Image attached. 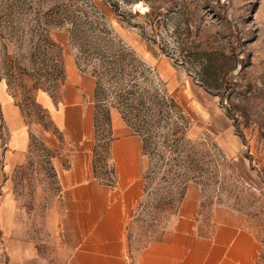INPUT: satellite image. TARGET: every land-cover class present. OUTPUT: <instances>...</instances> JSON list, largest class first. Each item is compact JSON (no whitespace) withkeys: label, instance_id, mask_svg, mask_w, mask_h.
Returning <instances> with one entry per match:
<instances>
[{"label":"rangeland","instance_id":"obj_1","mask_svg":"<svg viewBox=\"0 0 264 264\" xmlns=\"http://www.w3.org/2000/svg\"><path fill=\"white\" fill-rule=\"evenodd\" d=\"M104 1V14L84 1L79 5L89 12L94 26H86L94 43L107 50L108 43L129 48L144 65L139 69L141 86L153 95L151 103L160 100L163 92L172 95L190 119L192 139L216 140L224 152L225 158L218 151L210 152L216 164L200 178L204 184L201 231L211 230L214 207L240 211L264 254V0ZM46 5V0H0V207L11 201L26 213L31 239L40 253L50 264H64L57 255L64 245L60 224L65 207L54 159L41 143L45 144L47 134L58 140L56 154L63 167L69 162L66 152L74 147L60 142L55 124L38 102L42 93L57 102L60 92L54 88L59 62L49 59L50 54L46 57L42 18ZM7 9L13 15L6 19L2 10ZM51 35L63 49L66 69L68 60L79 69L80 53L69 45L68 34L56 29ZM210 62L219 78L211 80L216 83L213 91L221 89L218 95L197 82ZM95 63L81 59L87 73L79 71L93 77ZM21 130L30 140L24 152L10 146L13 134ZM106 137L102 128L100 139ZM34 139L37 147H31ZM97 172L110 180L109 168L101 161ZM161 187L157 178L150 191L156 193ZM138 203L127 225L134 255L148 242L156 216L155 200L147 199L139 210ZM169 218L162 220L168 229Z\"/></svg>","mask_w":264,"mask_h":264},{"label":"crops","instance_id":"obj_2","mask_svg":"<svg viewBox=\"0 0 264 264\" xmlns=\"http://www.w3.org/2000/svg\"><path fill=\"white\" fill-rule=\"evenodd\" d=\"M96 81L68 60L67 80L58 101L46 94L38 102L48 110L70 149L69 167L54 158L65 212L60 229L64 245L58 259L64 264H258L262 244L247 226L240 211L223 206L212 210V227L200 229L203 191L189 185L178 215L163 239L153 241L132 254L127 225L143 197L140 176L142 140L134 134L117 110L112 111L116 141L112 147L117 171L115 187L95 178L94 148ZM13 134L11 148L29 149V136ZM48 135V134H47ZM46 135V136H47ZM44 137L51 150L58 140ZM49 136V135H48ZM19 211V212H18ZM0 264H50L31 239L28 217L11 201L0 207Z\"/></svg>","mask_w":264,"mask_h":264},{"label":"trees","instance_id":"obj_3","mask_svg":"<svg viewBox=\"0 0 264 264\" xmlns=\"http://www.w3.org/2000/svg\"><path fill=\"white\" fill-rule=\"evenodd\" d=\"M46 1L47 5L42 16L45 22L46 49L49 52L46 57H49L50 54L49 59L56 58L59 62V74L56 78L58 83L54 88L61 90L62 86L66 84L67 69L62 47L51 39L53 30L58 29L68 34L69 45L79 50L78 65L82 72L87 73L81 68V59L89 63L92 60L96 62L94 70L90 73L96 79L95 127L98 144L94 148L95 178L112 188L115 187L117 171L113 162L112 147L116 137L112 111L117 110L134 134L142 139V179L145 185L143 198L138 203L137 209L143 207L147 199L155 200L156 216L149 226L148 232L151 234L147 235L148 242L145 246L153 241H159L163 239L168 230L162 220L170 217L169 220L172 218L171 223L174 221L189 185L196 183L203 187L201 176L208 172L210 166L216 164L209 154L215 150L221 154L222 158H225V155L222 156L224 152L216 140L211 141L203 137L192 139L190 119L185 109L172 95L163 92V96L160 97L157 94L161 99L155 98L154 104L151 103L153 95L147 89H142L141 86L139 69L144 65L136 60L129 48L123 45L118 46L115 43H110L111 46H109L108 43L106 45L109 50L115 51L113 55H110V51L106 47L94 43L96 41L93 40L90 30L86 26L87 23L94 26L90 21L89 12L79 5L84 1L88 6L103 13L101 6L107 4L104 0L101 4H99L100 0H71L70 3L67 0ZM9 11V9L2 10L6 19L13 15ZM211 63L201 74V80L197 82L202 84L208 92L218 95L220 93L217 92H221V89L218 87L216 91H213L212 87L216 83L211 80L216 79L218 82L219 78ZM205 83H208L210 87ZM41 107L49 114L48 110L42 105ZM228 117L232 119L229 113ZM102 128L108 136L104 139H100ZM56 130L61 135L58 136L60 142H63V133L57 126ZM57 133L55 134L57 135ZM35 142L36 139L33 140L31 147H37ZM101 142H103L102 146H100ZM41 146L48 152L51 159L58 157L57 151L49 149L44 143H41ZM98 161L103 162L104 166L109 168V181L98 176ZM152 163L155 165L154 171H152L153 167L151 168ZM68 167L69 162L66 168ZM53 168L56 173L54 166ZM56 176L58 178L57 173ZM157 178L163 187L153 193L150 189ZM158 233L160 234L158 235ZM263 260L264 254L262 253L258 264H261Z\"/></svg>","mask_w":264,"mask_h":264}]
</instances>
